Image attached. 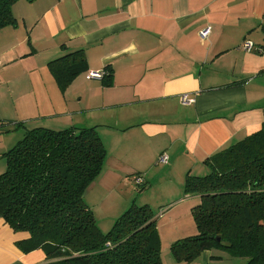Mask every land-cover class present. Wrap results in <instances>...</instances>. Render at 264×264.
Instances as JSON below:
<instances>
[{
	"label": "crops",
	"instance_id": "crops-1",
	"mask_svg": "<svg viewBox=\"0 0 264 264\" xmlns=\"http://www.w3.org/2000/svg\"><path fill=\"white\" fill-rule=\"evenodd\" d=\"M11 11L17 26L0 30V160L30 130L96 128L108 157L84 197L97 223L131 208L127 190L137 174L148 184L161 154L188 174L264 124V0H20ZM247 40L263 53L242 50ZM80 51L88 70L62 92L49 64ZM92 71L112 72V84ZM185 94L195 102L182 104ZM182 192L151 208L163 264H246L220 250L173 256L198 234L201 199ZM29 238L0 218V264H47L41 249H22Z\"/></svg>",
	"mask_w": 264,
	"mask_h": 264
},
{
	"label": "trees",
	"instance_id": "trees-1",
	"mask_svg": "<svg viewBox=\"0 0 264 264\" xmlns=\"http://www.w3.org/2000/svg\"><path fill=\"white\" fill-rule=\"evenodd\" d=\"M19 1L0 0V30L17 26L11 10ZM85 57L80 51L49 64L62 92L88 70ZM105 81L112 84V72ZM261 127L207 159L205 176H187L185 195L199 196L201 203L192 210L198 234L171 247L179 262L220 250L246 264H264ZM107 157L96 128H36L3 155L7 168L0 176V218L29 234L22 249H41L47 264H163L150 207L132 206L112 231L102 233L85 203V193L102 175Z\"/></svg>",
	"mask_w": 264,
	"mask_h": 264
},
{
	"label": "rangeland",
	"instance_id": "rangeland-1",
	"mask_svg": "<svg viewBox=\"0 0 264 264\" xmlns=\"http://www.w3.org/2000/svg\"><path fill=\"white\" fill-rule=\"evenodd\" d=\"M2 163L5 159L0 160ZM157 165V164H156ZM152 165L153 171L150 174L149 180H147L148 184L145 187L136 186L135 182H133V186L127 190L126 197L128 198V202H130L129 208L135 205L141 206L143 201L148 202L151 204L150 208L154 207L155 205H161L164 203L172 202L177 196L180 195L181 187L183 186V195H185V185H186V178L188 174L191 176H205L209 173L208 168L204 164L197 165V169L191 170L188 174L184 171L183 168H175L173 167L172 171H169V167L167 165L159 164V166ZM205 169V173L200 172V170ZM6 169L0 170L1 174H4ZM141 176H145L142 174H137ZM155 175V179L153 176ZM134 188V190H133ZM133 190V191H132ZM137 191V192H136ZM122 193V190H121ZM130 208V209H131ZM160 208L157 207L155 210ZM119 213H116L112 216H118ZM99 227L102 230V233H107L112 231V228L116 221H112L111 219H102L103 217L99 215ZM159 233V232H158Z\"/></svg>",
	"mask_w": 264,
	"mask_h": 264
},
{
	"label": "built area",
	"instance_id": "built-area-1",
	"mask_svg": "<svg viewBox=\"0 0 264 264\" xmlns=\"http://www.w3.org/2000/svg\"><path fill=\"white\" fill-rule=\"evenodd\" d=\"M212 34V28H210L209 26L204 27V29L202 28V30L199 32V37H200V41L202 43H206L207 40H209V38L211 37ZM242 50H244L245 52L248 53H263V49L256 47V45L252 42V41H244L242 46H241ZM108 73L106 71H92L88 73V78L89 79H97V80H104L106 79ZM182 104H189V103H193L195 102L194 99H190L189 96L187 94L183 95L182 97ZM170 161V157L168 156V154L164 153L161 154L160 157L158 158V163L159 164H163V165H168ZM135 182L136 186H140L142 187L144 185V177L141 175H136L135 176V180L133 181ZM164 211H162L160 213V216H163Z\"/></svg>",
	"mask_w": 264,
	"mask_h": 264
},
{
	"label": "water",
	"instance_id": "water-1",
	"mask_svg": "<svg viewBox=\"0 0 264 264\" xmlns=\"http://www.w3.org/2000/svg\"><path fill=\"white\" fill-rule=\"evenodd\" d=\"M217 241L220 242V239H218Z\"/></svg>",
	"mask_w": 264,
	"mask_h": 264
}]
</instances>
